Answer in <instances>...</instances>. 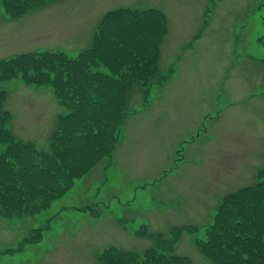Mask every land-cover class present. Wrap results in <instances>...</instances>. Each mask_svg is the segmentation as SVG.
Segmentation results:
<instances>
[{"label": "rangeland", "instance_id": "1", "mask_svg": "<svg viewBox=\"0 0 264 264\" xmlns=\"http://www.w3.org/2000/svg\"><path fill=\"white\" fill-rule=\"evenodd\" d=\"M117 7L146 11L149 28L157 26L150 9L160 11V70L173 67L175 76L153 85L146 101L137 86L127 90L132 111L109 163L97 162L32 215H0V264H99L107 245L142 250L135 255L142 264L155 250L136 233L185 224L193 227L174 252L216 264L195 240L204 239L221 197L254 182L264 164V0H58L14 19L0 0V58L45 48L74 55L90 43L98 18ZM0 89L8 92L13 134L47 150L64 112L50 85L17 77L0 81ZM135 256L110 254L105 262L126 264Z\"/></svg>", "mask_w": 264, "mask_h": 264}, {"label": "trees", "instance_id": "2", "mask_svg": "<svg viewBox=\"0 0 264 264\" xmlns=\"http://www.w3.org/2000/svg\"><path fill=\"white\" fill-rule=\"evenodd\" d=\"M48 1L2 3L14 17ZM141 12L147 13L124 8L103 13L89 45L75 56L55 50L0 59V81L19 77L28 84L50 85L64 109L50 134V150L36 149L32 142L10 133L9 112L3 108L6 92L0 89V215L4 218L32 215L61 196L75 177L100 159L108 160L131 109L127 90L137 84L146 95L150 86L164 80L166 75L158 67L164 19L155 12L157 26L149 28L148 18ZM178 231L172 230L170 238L160 234L161 244L157 240L148 249L155 252L141 259L142 264H193L186 255L172 251ZM204 234V239H196V248L216 264H264V166L256 183L222 199ZM110 253L106 249L99 260L110 264L105 262ZM135 255L126 252L127 257ZM139 259L135 256L126 264H138Z\"/></svg>", "mask_w": 264, "mask_h": 264}, {"label": "crops", "instance_id": "3", "mask_svg": "<svg viewBox=\"0 0 264 264\" xmlns=\"http://www.w3.org/2000/svg\"><path fill=\"white\" fill-rule=\"evenodd\" d=\"M56 3V2H55ZM8 21H10V20H8Z\"/></svg>", "mask_w": 264, "mask_h": 264}]
</instances>
